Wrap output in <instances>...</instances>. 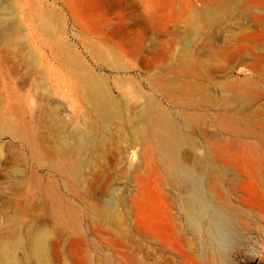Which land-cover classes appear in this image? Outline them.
Here are the masks:
<instances>
[{
    "label": "rangeland",
    "instance_id": "374dc122",
    "mask_svg": "<svg viewBox=\"0 0 264 264\" xmlns=\"http://www.w3.org/2000/svg\"><path fill=\"white\" fill-rule=\"evenodd\" d=\"M147 1L158 12L153 28L136 23ZM224 3L195 21L193 16L205 8L203 0H0V71L7 73L0 75L13 84V90L2 88L3 93L0 83V109L16 102L21 91L18 95L27 104L25 119L32 118L33 126L42 130L51 151L31 156L19 146V140L27 145L33 138L21 126L18 110L8 112L10 124L0 121V249L10 250L14 258L6 260L0 250V264H38L30 247L40 230L49 234V264H166L168 258L171 264H196L194 257L200 261L207 236L187 233L172 210L177 191L172 182L166 185L170 167H160L157 161L160 145L154 143V133L168 136L180 166L190 174L205 175L209 161L236 177L235 200L218 201L203 191L209 205L227 204L223 208L231 213L230 224L222 223L214 233L212 250L222 256L221 264H264V147L252 161L248 152L226 145L219 129L225 121L217 120L226 114L230 127L237 125L246 140L264 143V0ZM57 42L65 43L62 51L56 50ZM67 47L103 81L102 88L107 86L121 119L97 122L95 111L71 92L66 81L70 71L62 68L66 58L67 63L73 60ZM71 65L79 69L74 61ZM168 70H180L173 84L168 76H159ZM195 77L205 86H193ZM63 143L64 153L57 145ZM208 146L215 160L208 156ZM80 161L82 166L67 172L64 181L47 170L61 167L63 172V164ZM32 174L52 175L58 193L66 192L62 197L75 203L76 214L53 220L58 208H46L47 196ZM205 183L202 178L203 190ZM55 186L49 196L57 192ZM164 188L170 196L169 212ZM240 211L247 212V218ZM183 233L187 245L177 241Z\"/></svg>",
    "mask_w": 264,
    "mask_h": 264
},
{
    "label": "bare ground",
    "instance_id": "6f19581e",
    "mask_svg": "<svg viewBox=\"0 0 264 264\" xmlns=\"http://www.w3.org/2000/svg\"><path fill=\"white\" fill-rule=\"evenodd\" d=\"M203 3L205 5V8L199 13V15H194L193 16V20L197 21V20H200V19H203L205 16H206V12H208L209 8H211L212 6H223L225 3H224V0H203ZM144 5V4H143ZM143 17H141V19L139 18V20H137V25L140 24L142 26H144L145 28H150L156 24L157 22V8L154 4H152L150 1H147L144 5V10H143ZM4 22V21H3ZM2 24V23H0ZM6 24L3 25V28H4V31L6 32ZM5 26V27H4ZM1 28V26H0ZM10 28V27H9ZM1 32H2V28L0 29ZM11 30V29H10ZM9 30V31H10ZM3 31V32H4ZM0 32V33H1ZM8 32V31H7ZM6 32V33H7ZM1 35L3 36L4 34L1 33ZM61 38V37H60ZM58 38V40L60 39ZM60 41H63L62 39ZM64 42H62V44L58 43L56 44V46L58 45V48L56 50L59 49V47H62L61 51L64 49ZM64 45V46H63ZM51 46V45H50ZM52 49V48H51ZM55 49V48H53ZM66 51H68V53L73 57V60L75 62V65L77 67H79V69L76 70H73L74 67H72V64L71 65V68H70V62L69 65L67 63V61H69L66 56H64L66 59L65 61L63 62L62 61V57H60L61 61L63 62L62 63V68L67 70V71H70V74L68 75V78L67 76L65 77V80L67 78L66 81H68V85H69V89H71V92L73 91V93L75 94V96L77 97V99H79L81 102H83V104H87V106H89L91 109H93L95 111V118H96V121L97 122H102V123H109L111 121H113L112 119L116 120L117 119H121V113L119 111V109L117 108V105H116V102H115V99L111 96L112 93L110 94L109 93V90L107 91V86L104 84V86H106V88H102L101 85H103V81L100 80L99 77H97V74H95L94 72L90 71L85 62L82 60L81 56L79 55V53H77L76 51H74V49H69L67 47V49H65ZM53 51V50H52ZM60 51V50H58ZM54 53V52H53ZM57 53V52H56ZM64 53V52H63ZM66 53V52H65ZM64 53V55H65ZM59 54V53H58ZM61 54V53H60ZM53 55V54H52ZM68 55V54H67ZM63 56V55H62ZM70 56V57H71ZM57 57V55H56ZM55 57V58H56ZM29 59V57H27ZM54 58V56H53ZM69 58V57H68ZM64 60V59H63ZM2 65V64H0ZM30 66V65H29ZM0 67H4L3 65L0 66ZM16 67V66H15ZM32 67V66H31ZM11 68V67H10ZM13 68V67H12ZM3 69V71H5L6 69L4 68H1V70ZM75 69V68H74ZM3 71H0L1 73ZM60 71V70H59ZM180 70H176V71H172V70H168V71H162L160 73V77L161 75L164 76H168V80L167 82L169 84H173L174 80L173 79H177L178 77H180ZM4 73V72H3ZM1 74V75H4V74ZM60 73V72H59ZM7 74V73H6ZM0 75V83L2 84V87H1V91L3 92L2 88H7V87H10V90H13L12 86L13 84H11L12 82L10 81V79H7L9 80V82H11L10 84L11 85H8L6 82H4V79L3 77ZM56 75V74H55ZM54 75V76H55ZM5 76V75H4ZM62 76V74H61ZM158 77V76H157ZM5 78V77H4ZM55 78V77H54ZM61 78V77H60ZM102 79H104L103 77H101ZM51 79V78H50ZM106 79V78H105ZM6 80V79H5ZM56 80V79H55ZM54 80V81H55ZM195 81H193L192 85L193 86H199L201 87L202 85L198 84L197 82H199V78H194ZM203 80V79H202ZM52 81V80H50ZM53 83L52 84H56V83ZM59 80L57 79V82ZM63 81V80H62ZM8 82V81H7ZM105 82V81H104ZM107 83V82H106ZM185 83V82H184ZM59 84V83H58ZM65 84V83H64ZM54 86V85H53ZM205 86V85H203ZM184 87L188 88V83L186 82ZM55 88V87H54ZM57 88V87H56ZM17 89V88H16ZM58 89V88H57ZM200 89V88H199ZM5 90V89H4ZM7 90V89H6ZM5 90V92H6ZM17 92L19 90H16ZM70 91V90H69ZM1 92V93H2ZM7 92H9V89L7 90ZM21 92V91H19ZM18 92V94H19ZM4 93V92H3ZM6 94V93H5ZM9 95V93H7ZM16 93V102H4L5 103V106L4 108L0 109L2 110L0 112V121L1 123H9L13 120V118L9 117L11 116L10 114H13L14 112H18V115L20 114V123H21V126L25 129V131L27 133H29V135L31 136L32 141L30 144H23L21 140H19V146L21 147H25V150H27L28 152V155L30 154L31 156H35L38 152H41L45 155V153H49L51 152L49 149H48V144L46 143L45 139H43V136L41 135L42 133V130L40 128H37L36 126H33V120L32 118L31 119H25V115H26V105L25 104V97L22 98L20 95H18ZM73 94V95H74ZM15 95V94H14ZM12 96V95H11ZM23 96V95H22ZM26 96V95H25ZM7 97V96H6ZM5 98V97H4ZM10 99H12L11 97H8ZM6 98V100L8 99ZM14 98V97H13ZM75 98V97H74ZM24 99V100H23ZM72 99V98H71ZM5 100V99H3ZM76 100V99H75ZM8 101V100H7ZM80 103V102H79ZM3 104V103H2ZM82 104V105H83ZM118 104V103H117ZM85 106V105H84ZM3 107V106H2ZM18 107V109H17ZM88 109V108H87ZM16 110V111H15ZM18 110V111H17ZM14 111V112H12ZM93 111V113H94ZM8 112H11L10 114H8ZM92 112V111H91ZM29 113V111H28ZM135 113V112H134ZM9 115V116H7ZM16 115V114H14ZM30 115V114H29ZM138 115V114H137ZM140 115V114H139ZM52 117V115H51ZM54 117V116H53ZM126 117V116H125ZM129 117V116H128ZM18 118V117H17ZM50 118V117H49ZM35 119V118H34ZM51 119V118H50ZM55 119V118H54ZM42 120V119H41ZM56 120V119H55ZM93 120V119H92ZM91 120V121H92ZM128 119H125L124 120V116H123V124L127 127L129 122L127 121ZM217 120L220 122H223L225 121L224 124H221L219 126V129L221 130L222 134L225 135V139H226V145H229V146H234L236 145L237 147L241 148L242 150L248 152L251 156V160L253 161L255 156L257 155V152L259 151V149L261 150L262 147H264V143L262 142H257V141H254V139H249V140H246L243 135V132L240 130V128L235 125L233 126L232 128L230 127V124L232 123L230 119H228L227 115L226 114H222V115H218L217 116ZM13 122V121H12ZM42 122V121H41ZM19 123V122H18ZM19 123V124H20ZM35 123V122H34ZM44 123V122H43ZM41 123V124H43ZM97 124V123H96ZM41 127V126H40ZM50 127V126H49ZM53 127V125H52ZM46 130V129H44ZM47 131V130H46ZM53 132V131H52ZM9 134V133H8ZM53 134V133H52ZM12 139H15L17 138V136L14 134V133H11L9 134ZM229 136H232L233 139L229 138ZM227 136V137H226ZM56 137V136H55ZM19 138V137H18ZM17 138V139H18ZM57 138V137H56ZM53 141V140H52ZM55 141V140H54ZM59 141V140H58ZM153 141L154 143H157L160 145V147L156 150V154L158 156V163L161 167L164 168V166H169L170 167V173L168 174V182L166 181V185L169 184V181L173 183V186L176 188V191H177V194H176V197L173 199V202H172V210H174L180 217L181 219L183 220L184 222V225H185V228H186V231L187 233L193 235L194 237H198V238H201L200 234L201 232H203L205 234V236H207V241L205 242V245H201L202 246V251H201V255H200V261H197V259L194 257V260L196 262V264H221L222 261V256L220 257L216 250H212L213 247H212V244L211 242H213L215 239L214 236V233H218L219 232V229L221 228V224H230V221H229V217H230V214L231 213H227L225 211V209L223 208L224 206L226 205H223L222 207H217V205L213 204V206L209 205V202H207V199L205 198L204 194H203V191H207L208 194H210L211 196H216L218 198V201L221 200V201H226L228 202L229 200H235V187H236V177L235 176H230L229 172L225 169H220L219 168V165L217 164V169L215 167V163H211L209 161L208 162V166H207V170H206V173L205 175H203L201 177V175H198V174H190L186 169H184V167L178 162V156L177 154L174 152V147L170 141V139L168 138V136L163 133V134H159V133H154L153 134ZM223 141V140H221ZM220 143H223L221 142ZM85 141H83L84 143ZM61 143V142H59ZM82 143V144H83ZM210 143V142H209ZM208 143V145H209ZM225 143V142H224ZM191 146L193 147V143L190 142ZM57 145H61L60 147V152L63 151L64 153V150H66L65 148H63L64 150H62L61 148L64 147V143L63 145L62 144H57ZM79 145V144H78ZM213 146L211 145L210 143V147ZM73 147V146H72ZM84 147V146H83ZM208 146V152L210 151ZM67 148V147H66ZM56 149V148H55ZM54 149V150H55ZM59 149V147L57 148V150ZM68 149V148H67ZM74 149V148H73ZM212 150V148H210ZM83 150V149H82ZM85 150V149H84ZM56 151V150H55ZM54 151V152H55ZM73 151V150H72ZM88 151V150H87ZM53 152V151H52ZM67 152V151H66ZM69 152V151H68ZM135 152V151H134ZM213 152V151H212ZM212 152L208 154V156L210 157L212 154ZM136 153V152H135ZM134 153V154H135ZM151 153V152H150ZM42 154V155H43ZM69 154V153H68ZM155 154V155H156ZM38 155V154H37ZM36 155V156H37ZM40 155V154H39ZM43 155V157H45ZM53 155V154H52ZM65 155V154H64ZM153 154H151L152 156ZM49 156L51 157V154H49ZM156 156V158H157ZM49 157V158H50ZM53 157H55L53 155ZM69 157V156H68ZM58 158V157H57ZM60 158V157H59ZM59 158L57 160H59ZM80 158V157H79ZM79 158L76 159L79 160ZM152 158V157H151ZM132 159V158H131ZM211 159L215 160L213 158V156H211ZM60 160H66L67 161V158L63 159V155H62V158ZM59 160V161H60ZM69 160V159H68ZM75 159L73 158V161ZM208 160V159H207ZM210 160V159H209ZM71 161V160H70ZM211 161V160H210ZM62 162V163H63ZM81 162L80 161L79 163H70V162H67L66 165H64V169H63V172H61V167L59 166V162H58V167H60L59 169H57L56 167H54L51 163L50 166H53L54 168H52L51 170V167L50 169H47L49 170L48 172H52L53 176L54 175H59L60 179L63 180L65 179L64 178V175L67 174V172L69 171H72V170H75L77 168H79V166L81 167ZM61 163V161H60ZM65 163V162H64ZM84 163V162H83ZM154 163V162H153ZM157 163V164H158ZM61 165V164H60ZM155 165V164H154ZM36 166V165H35ZM47 166V163L46 165ZM38 167V166H37ZM36 167V168H37ZM41 167V166H40ZM44 168V167H43ZM49 168V167H48ZM83 168V167H82ZM156 169V168H155ZM40 170V169H39ZM32 172V171H31ZM34 172V171H33ZM43 172V170H42ZM70 173V172H69ZM31 174V173H30ZM52 175H47V174H43V175H36V174H32L33 176V181L34 179L36 180V182H38L40 185H41V189L42 191L44 192V195L47 196V198H45V203H46V208L50 209L57 206L58 208V211H57V214H56V217L54 216L55 214L52 213V210H49L51 211L50 213H52V218H54L53 220H55L56 222H58V217L59 216H66L67 213H71L73 215V213L76 214V209L74 208V205L72 203L74 202H69L67 200H65V198H63L62 196L64 194H62V196L60 195V193H58V185H57V188H56V182L52 179ZM72 178V177H71ZM202 178H204L206 180V183H205V190H203V187H202ZM32 179V177L30 178V180ZM71 180V179H70ZM32 181V180H31ZM64 181V180H63ZM66 181V180H65ZM53 186H55L57 192H55L53 189L52 193L54 194V196H49L48 195V191L50 190V188H52ZM66 186V185H65ZM39 187V186H38ZM66 188V187H65ZM67 190V188H66ZM69 190V189H68ZM67 190V191H68ZM202 190V193L201 191ZM39 191V190H38ZM63 193V191H62ZM68 193V192H67ZM164 201H165V205L164 207L167 205L166 209L167 211L170 209L169 207V204L171 205L170 202V196L169 194L167 193V190L164 188ZM69 195V193L67 194ZM76 195V194H75ZM74 195V196H75ZM206 195V194H205ZM73 196V194H72ZM83 196V195H82ZM81 196V197H82ZM50 197V198H49ZM215 198V199H217ZM88 200V199H87ZM83 202V201H82ZM81 202V203H82ZM225 202V203H226ZM54 203V204H53ZM86 202H84V205H85ZM222 202H220V205H221ZM223 202V204H225ZM75 204V203H74ZM90 204V203H89ZM164 204V203H163ZM219 204V203H218ZM82 205V204H81ZM94 205V203H93ZM53 206V207H52ZM77 206V205H76ZM96 206V204H95ZM87 207H89L87 205ZM85 207V208H87ZM94 207V206H93ZM97 207V206H96ZM169 208V209H168ZM91 209V208H90ZM95 209V208H94ZM99 209V208H98ZM171 210V209H170ZM169 210V211H170ZM96 211H97V208H96ZM168 211V212H169ZM87 212V211H86ZM49 213V212H48ZM79 212H77V215L79 217ZM98 213V212H96ZM172 213V212H171ZM170 213V214H171ZM247 213V212H246ZM245 211H240V215L243 219L247 218L246 217V214ZM89 214V213H88ZM93 214V213H92ZM51 215V214H50ZM49 215V216H50ZM249 215V214H248ZM69 216V214H68ZM67 216V217H68ZM88 216V215H87ZM98 216V215H97ZM171 215H169L170 217ZM173 216V215H172ZM74 218V216H72ZM76 217V215H75ZM60 219L62 220V218L60 217ZM69 219H71L69 217ZM75 219V218H74ZM77 219V218H76ZM81 219V218H80ZM60 220V222H61ZM78 220V219H77ZM172 220V219H171ZM175 220V219H173ZM248 220V219H246ZM53 221L52 223H55L56 225V222ZM65 221V219H64ZM63 221V222H64ZM250 221V220H248ZM246 221V222H248ZM172 222V221H171ZM245 222V223H246ZM72 223V222H71ZM179 223V222H178ZM245 223H242L243 226L246 225ZM251 223V222H250ZM249 223V224H250ZM60 224V223H58ZM65 224L62 223L61 225L63 226ZM76 224V223H75ZM79 224V223H78ZM252 225V224H251ZM61 226V227H62ZM74 226V225H73ZM79 226V225H78ZM178 226V225H177ZM242 226V227H243ZM75 227V226H74ZM80 227V226H79ZM246 227V226H245ZM81 228V227H80ZM247 228V227H246ZM249 228V227H248ZM63 229L65 230V228H61L59 229V231H63ZM236 229V228H235ZM184 230V229H183ZM38 231V230H36ZM175 231V230H174ZM77 232V230H76ZM177 233V232H176ZM202 233V234H203ZM83 234V233H82ZM178 234V233H177ZM185 233H183V236H181V234L179 236L181 237H178L177 238V241L178 239H182L184 240V245L187 243V239L186 237L184 236ZM48 231L46 230H40L38 231L36 234H35V238H34V242L31 243V246L30 247L31 249V252L33 255H35L33 258H35V260H37L36 262L38 264H49L48 262V259L46 258V250H47V238H48ZM80 235V234H79ZM176 235V234H174ZM241 236V235H240ZM192 238V237H191ZM190 239V238H189ZM33 240V239H32ZM153 240V239H152ZM200 240V239H199ZM87 241V240H86ZM216 242V240H215ZM154 243V242H153ZM180 243V241L178 242ZM209 243V244H208ZM207 244V246H206ZM81 247V244H79ZM181 245V244H180ZM215 245V243H213V246ZM84 246V245H82ZM156 246V245H155ZM164 246V245H162ZM183 246V245H182ZM181 246V248H182ZM190 246V244L188 245ZM5 248V247H4ZM161 248V247H160ZM186 248V247H185ZM191 248V247H190ZM216 248V247H214ZM78 249V248H77ZM170 249V248H169ZM187 249V248H186ZM212 251H211V250ZM218 249V248H217ZM1 250V253H2V257L8 258L9 261H11V259L13 258V255L11 254L10 250L9 251H6L8 249H0ZM82 249H80L81 251ZM163 250V249H162ZM169 251V250H168ZM187 251V250H186ZM190 251V250H189ZM10 252V253H8ZM82 252V251H81ZM84 252V251H83ZM162 252V251H161ZM173 252V251H172ZM191 252V251H190ZM77 253V252H76ZM86 253V252H85ZM84 253V255H85ZM164 253V252H163ZM171 253V250L170 252ZM189 253V252H188ZM193 253V252H192ZM79 254V253H78ZM172 254V253H171ZM177 254V252H176ZM186 254V253H185ZM221 254V252H220ZM32 255V256H33ZM167 255H169L167 253ZM166 255V257L168 258V256ZM189 256H191V254H188ZM169 256H172V255H169ZM178 256V255H177ZM193 256V255H192ZM195 256V255H194ZM80 257V256H79ZM85 257V256H84ZM165 257V256H164ZM86 258V257H85ZM88 258V257H87ZM174 258V257H173ZM191 259H193L192 257H190ZM163 259V258H162ZM169 259V258H168ZM168 259H166V264L168 263ZM172 259V258H171ZM189 259V258H188ZM14 260V258L12 259ZM170 261V259H169ZM173 259L170 261L172 263ZM178 261V260H177ZM83 262V261H82ZM163 262H165V260H163ZM179 262V261H178ZM225 262V261H224ZM171 263H168V264H171ZM194 263V262H193ZM51 264V263H50ZM162 264H165V263H162ZM224 264V263H222Z\"/></svg>",
    "mask_w": 264,
    "mask_h": 264
}]
</instances>
